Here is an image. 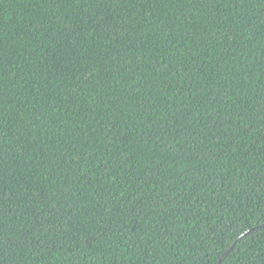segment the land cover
I'll use <instances>...</instances> for the list:
<instances>
[{
	"label": "trees",
	"instance_id": "obj_1",
	"mask_svg": "<svg viewBox=\"0 0 264 264\" xmlns=\"http://www.w3.org/2000/svg\"><path fill=\"white\" fill-rule=\"evenodd\" d=\"M264 264V0H0V264Z\"/></svg>",
	"mask_w": 264,
	"mask_h": 264
},
{
	"label": "water",
	"instance_id": "obj_2",
	"mask_svg": "<svg viewBox=\"0 0 264 264\" xmlns=\"http://www.w3.org/2000/svg\"><path fill=\"white\" fill-rule=\"evenodd\" d=\"M232 246L233 245H231L224 253H223V255L219 258V260H218V264H221V260H222V258L225 256V255H227L228 254V252L231 250V248H232Z\"/></svg>",
	"mask_w": 264,
	"mask_h": 264
}]
</instances>
